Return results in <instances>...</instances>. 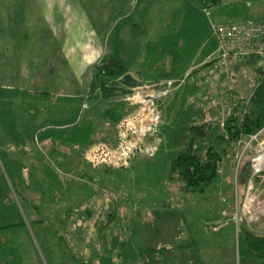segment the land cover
<instances>
[{"label": "rangeland", "instance_id": "374dc122", "mask_svg": "<svg viewBox=\"0 0 264 264\" xmlns=\"http://www.w3.org/2000/svg\"><path fill=\"white\" fill-rule=\"evenodd\" d=\"M250 20H264V0H0V264H264L239 252L243 223L264 234V177L248 187L241 176L254 148L238 177L240 149L229 150L207 194H185L168 177L190 127L204 121L192 120L190 78L174 69L213 52L201 68L205 80L220 55L213 27ZM110 59L141 85L89 99L94 69ZM237 66L218 92L204 85L196 95L209 102L205 121L229 117L221 103L226 80L264 124V77L253 62ZM158 75L163 85L149 89ZM139 90L154 104L153 131L119 165L91 161L95 146L119 147L123 119L150 111L131 103ZM136 131L134 139L143 135Z\"/></svg>", "mask_w": 264, "mask_h": 264}, {"label": "trees", "instance_id": "16d2710c", "mask_svg": "<svg viewBox=\"0 0 264 264\" xmlns=\"http://www.w3.org/2000/svg\"><path fill=\"white\" fill-rule=\"evenodd\" d=\"M217 0H206V4ZM212 65L214 62H209ZM206 65H209L208 63ZM205 67V65H204ZM235 69V68H234ZM129 68L118 59H110L98 65L92 74L89 99H111L126 96L134 90L125 83ZM150 83L161 82V77H153ZM116 123L121 118L114 117ZM264 127L260 116L250 109L248 115L239 110L238 115L229 116L221 122L193 123L183 149L173 154L169 180L177 182L185 194L204 195L221 181L223 161L232 148ZM240 149V148H239ZM233 150V149H232ZM236 156V153L234 154ZM252 174L251 163L245 164L241 173L243 179ZM113 217L110 221H113ZM110 224V222L108 223ZM101 226V230L106 226ZM1 229V228H0ZM165 249L152 248V253H164ZM239 252L251 258L264 259V234L256 233L243 223L239 230Z\"/></svg>", "mask_w": 264, "mask_h": 264}, {"label": "built area", "instance_id": "2783aa9c", "mask_svg": "<svg viewBox=\"0 0 264 264\" xmlns=\"http://www.w3.org/2000/svg\"><path fill=\"white\" fill-rule=\"evenodd\" d=\"M213 28L220 48V55L217 67L209 71L207 78L203 80L201 84L209 88V94L218 92L219 83L231 74L233 68L236 67L238 62L242 59L252 61L264 77V20L222 24L220 26H214ZM147 87L149 89L157 88L155 85ZM144 88L146 87L144 86ZM144 88L142 87V89ZM143 91L144 90H139L134 93V102L131 98V103L134 106L135 104L145 105V103H147L150 106V111H143V114L139 112L136 117L134 116V119L133 117L132 119H123L119 127L124 131L123 127L126 126V131L122 134L119 147L113 150L105 144H99L88 153L91 157V161L97 163L110 161L114 165H119V161L126 160L130 154L138 151L140 141L146 136L145 133L153 131L152 126L156 124V118L152 110L154 104L151 102L152 100H149V103L145 101ZM152 91L156 92V90ZM154 92L151 94L153 97H155ZM221 103L229 116L238 115L239 110H241L244 115H248L250 112V102L246 99L239 98L231 91L224 93ZM138 128L142 130L143 135H138L139 137L134 139L133 134H138V131H136ZM263 133L264 129L256 134L250 135L247 142L244 139L239 143L240 153L238 151L236 155V158L239 160L236 171L237 177L240 174L245 155L251 148L255 149L254 156L250 160L252 174L248 179V187H253L256 178L260 176L264 177V139L261 138ZM156 149V147L152 146L148 147L146 150L152 155L156 152ZM245 202H248V200H245ZM248 212L251 214L253 213L250 208Z\"/></svg>", "mask_w": 264, "mask_h": 264}, {"label": "crops", "instance_id": "0c3cea01", "mask_svg": "<svg viewBox=\"0 0 264 264\" xmlns=\"http://www.w3.org/2000/svg\"><path fill=\"white\" fill-rule=\"evenodd\" d=\"M71 33V34H70ZM69 34H70V37H69V39L67 40L66 39V43H68L69 42V44H66L67 45V49H69V52H67V50H66V52L70 55V52H73L72 51V48L71 47H69L68 45H70L71 44V42H73V36H74V34H73V32H70ZM68 35V34H67ZM75 37V36H74ZM86 56H88V55H86V54H84V58L83 57H81V61H82V67L80 68V70H77V74L79 75L80 73H83V66H84V64H85V60H86ZM74 59H80V57L79 56H77V57H74V56H72ZM212 57H213V52L212 53H210L207 57H205V58H203L202 60H200V61H196L195 63H192L191 65H189V66H187V67H184V65H183V63H178L177 64V66H176V68L174 69V71H173V75H178V76H183V77H185V78H190L189 80H190V85H189V88H188V93H189V95H193L192 96V98L194 99L195 98V103H193V104H191V106L189 107L190 109H195L194 111H193V115H196V116H193L192 117V120H195L196 118L198 119V120H200V122H202L201 120H204L203 122H209V121H205V118H206V115H204L205 113H204V111H205V108H207V105H208V103L209 102H206V101H203V102H205V103H201L200 101L197 103V99H196V95L197 94H200L201 95V92L202 93H204V91H203V88H205L204 86H202L201 84H202V82H203V80L204 79H202V72H201V68H202V66L206 63V61L207 60H212ZM209 60V61H210ZM247 61H249V60H247ZM249 62H252V61H249ZM238 70V66L232 71V73H231V75H233L234 74V72L235 71H237ZM77 75V76H78ZM82 75V74H81ZM230 75V76H231ZM225 78H227V77H225ZM188 80V81H189ZM192 81H194V84H191V82ZM163 80L161 79V82H159V83H155L154 85L155 86H160V85H163ZM223 84V86H222V92L223 93H225V92H227V91H230L227 87H226V80H225V82H223L222 83ZM165 87H167V85L165 86ZM211 112H213L212 114H214L215 115V112H214V110H211ZM192 114V113H191ZM213 115V116H214ZM215 116H219V115H215ZM218 120V119H217ZM202 122V123H203ZM210 122H212V121H210ZM106 137H104L103 139H105ZM262 139H264V134H262V137H261ZM106 141H108L107 139H106ZM93 142H96V141H91V142H88V144H87V147L85 148L86 150L87 149H89V146H91V145H93ZM108 143L109 144H111L112 146H116L117 144L116 143H112V141H108ZM34 154V153H33ZM32 154V155H33ZM26 155V154H25ZM32 158H33V156H31ZM24 166H26V165H24Z\"/></svg>", "mask_w": 264, "mask_h": 264}, {"label": "water", "instance_id": "95a60500", "mask_svg": "<svg viewBox=\"0 0 264 264\" xmlns=\"http://www.w3.org/2000/svg\"><path fill=\"white\" fill-rule=\"evenodd\" d=\"M125 83H126L127 85H129V86H133V87H134L136 84H137V85H141V84H138V83L135 84V82H132V77H131L130 75L125 76Z\"/></svg>", "mask_w": 264, "mask_h": 264}]
</instances>
